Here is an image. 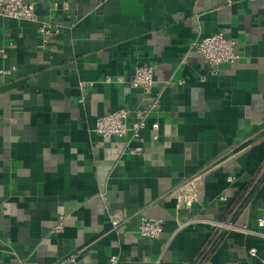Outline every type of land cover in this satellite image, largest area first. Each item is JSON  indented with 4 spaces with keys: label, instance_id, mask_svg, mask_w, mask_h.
<instances>
[{
    "label": "crops",
    "instance_id": "crops-1",
    "mask_svg": "<svg viewBox=\"0 0 264 264\" xmlns=\"http://www.w3.org/2000/svg\"><path fill=\"white\" fill-rule=\"evenodd\" d=\"M26 1L60 32L42 48L36 23L0 16V264H197L214 240L200 264H259L264 174L248 191L264 167V0ZM215 33L238 60L213 74L190 44ZM139 65L159 100L128 155L135 142L93 129L145 105L126 83ZM141 217L163 221L157 239L137 234Z\"/></svg>",
    "mask_w": 264,
    "mask_h": 264
},
{
    "label": "built area",
    "instance_id": "built-area-1",
    "mask_svg": "<svg viewBox=\"0 0 264 264\" xmlns=\"http://www.w3.org/2000/svg\"><path fill=\"white\" fill-rule=\"evenodd\" d=\"M255 1V0H248ZM58 3H53L54 9L58 7ZM63 11L68 10V3L63 1L60 4ZM0 16L30 21L37 24L38 34L41 39L42 48H46L48 43L58 35L60 27L50 20H41L36 11L33 2L26 0H0ZM236 42L226 38L222 33L203 37L193 41L190 44L191 49L199 53L207 65L211 73L218 70L219 65L233 64L238 60L236 52ZM3 52V50H0ZM2 75L10 73L9 69L0 70ZM154 69L151 65H139L135 68L133 76L126 81L130 88L141 89L146 97H149L142 108L131 110L121 108L113 112L106 113L98 117L95 121L94 133L102 139L112 137L135 142V146L128 148V155H138L142 152L139 143L142 142L141 131L146 126V119L149 113L155 112L158 108V96L152 95ZM109 81V78H106ZM123 82V79H118ZM152 95V96H151ZM152 139L156 140L158 124L155 122L151 125ZM231 181V178H228ZM199 176L187 178L183 180L175 189V195L178 199L180 207H190L196 201L199 193ZM163 221L161 219H146L141 217L137 225V234L145 239H157L163 231ZM259 225L263 224V220L258 221ZM224 224L221 225V227ZM63 223L55 226V231H61ZM250 256H255V249L248 251ZM75 255H70L65 261L73 262ZM111 263L115 258L111 257ZM259 264H264V256L259 259Z\"/></svg>",
    "mask_w": 264,
    "mask_h": 264
},
{
    "label": "water",
    "instance_id": "water-1",
    "mask_svg": "<svg viewBox=\"0 0 264 264\" xmlns=\"http://www.w3.org/2000/svg\"><path fill=\"white\" fill-rule=\"evenodd\" d=\"M263 174H264V167H263V169L261 170V172H260V174L258 175V177H257V179L255 180V182L253 183L251 189L248 191V194L251 192V190L254 188V186L256 185V183L258 182V180L263 176ZM243 201H244V199L242 200V202L240 203V205L236 208L235 212L240 208V206L242 205ZM228 225H229V220H228L227 222H225L224 225L221 227V229H220V233H222L223 230H224V228H225V226H228ZM220 233H219V234H220ZM214 241H215V240H214ZM214 241H213V243H214ZM213 243L209 246V248H208L207 251L204 253V255H202V257L199 259V261L197 262V264H200V263L203 261V259H204L205 256L207 255L208 250H210V248L212 247Z\"/></svg>",
    "mask_w": 264,
    "mask_h": 264
}]
</instances>
